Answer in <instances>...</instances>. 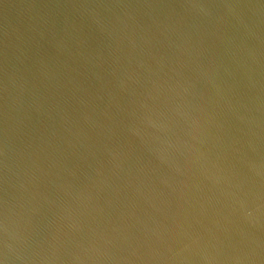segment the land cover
<instances>
[{
	"label": "water",
	"instance_id": "1",
	"mask_svg": "<svg viewBox=\"0 0 264 264\" xmlns=\"http://www.w3.org/2000/svg\"><path fill=\"white\" fill-rule=\"evenodd\" d=\"M0 264H264V0H0Z\"/></svg>",
	"mask_w": 264,
	"mask_h": 264
}]
</instances>
